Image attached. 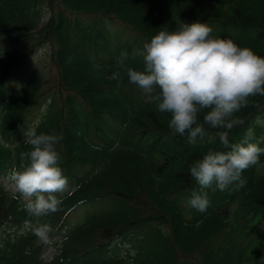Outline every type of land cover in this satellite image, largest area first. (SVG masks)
Here are the masks:
<instances>
[{
  "label": "trees",
  "instance_id": "obj_1",
  "mask_svg": "<svg viewBox=\"0 0 264 264\" xmlns=\"http://www.w3.org/2000/svg\"><path fill=\"white\" fill-rule=\"evenodd\" d=\"M44 6L49 7L52 13L44 24L38 25ZM68 12L88 15L91 21L116 18L126 24L139 41L142 39L140 42L142 47L143 42L150 41L159 28L167 26L169 30H174L177 18L186 23L190 19H198L248 27L258 33L259 39L236 43L241 47H250L257 55L264 56V0H0V38L20 39L24 41L26 48L29 46L27 51L47 42L51 50L50 62L56 69L59 79L64 85L81 88L88 100L89 109L81 108L65 115L53 111L40 126V133L56 134L61 137L56 149L69 166L93 155L99 156L103 162L106 161V165L113 160L110 167L98 174L94 172L83 181L82 189H86V194L92 196L98 190L110 191L124 200L132 201L134 190L138 186L145 184L153 187L152 177L158 178L157 174L165 170H168V178L164 181V186L181 188L189 181L190 166L195 160L202 158L203 151H193L180 166L170 167L172 153L166 148L158 147L161 149L150 158L151 162L145 163L139 148L128 146L130 148L128 149L121 146L116 151L109 152L112 155L107 158L109 153H95L82 141L85 126L95 113L107 112L114 114L115 117L128 119L126 131L134 132V135L143 134V137L151 136L150 132L158 136L161 131L170 130L168 126L170 114L159 112L149 99L141 100L142 96L140 98L138 92L132 93L135 87L129 82L125 69H143V60L140 61L138 54L135 55L136 47L133 49L135 44L123 45L115 37L105 38L106 32L102 26L95 23L85 24L77 18L71 19ZM22 49L21 46L19 53L23 51ZM16 57L17 54L0 56V71ZM121 61L125 68H118ZM117 71L120 72L121 78L112 79L113 73ZM32 88L33 84L25 94L28 92L32 96ZM19 100L16 99L11 108L8 106L10 111L7 119L10 118V113H19L20 108H15ZM262 103L264 96L251 97L248 105L236 113L235 118L242 120ZM202 118L203 114L200 116L201 120ZM255 124L257 127H254V131L264 133V126ZM216 130L222 129H210L206 126V131ZM179 144H182L180 139ZM156 147L157 143L154 144L150 138L147 141L146 152H155ZM27 152L25 149L11 150L8 146L0 144V168L7 166L8 162L9 166L12 163L20 168V165L27 162L25 155ZM243 177L246 183H249L248 193L243 205L229 220H226L228 214L221 215L224 210V198L219 201L217 200L219 196H214L212 201L217 200L213 206H219L220 214L213 207L211 213L198 224L186 223L170 207L154 200L150 201L147 224L151 223V219L169 223L176 242L166 240L162 235L157 236L158 238L147 249L143 264H177L174 253L178 245L200 247L215 231L222 232L228 224L233 232L229 233L231 236L226 242L227 245L211 246L209 249L208 245L204 246L206 252L203 264H242L246 259L241 256L242 253H245L251 262L261 258L264 261V237L261 242L260 239L257 240L258 238L247 240L246 232L247 226L252 223L251 215L260 211L264 205V166L249 168L243 173ZM0 204H3L7 211L13 212L16 221L25 215L23 210L18 212L15 202L9 203L6 197L0 200ZM131 210V206L126 208L123 206L118 211L121 215L105 227H100L99 224L82 229L80 227L61 255L64 262L74 257V247L89 245L96 230H99L104 238L108 232L128 226L130 223L127 219ZM35 254L23 256L19 253L17 256L15 248H12L7 252L8 256L0 258V264H38Z\"/></svg>",
  "mask_w": 264,
  "mask_h": 264
},
{
  "label": "clouds",
  "instance_id": "obj_2",
  "mask_svg": "<svg viewBox=\"0 0 264 264\" xmlns=\"http://www.w3.org/2000/svg\"><path fill=\"white\" fill-rule=\"evenodd\" d=\"M174 30L159 28L138 53L143 69L126 68L129 82L149 97L161 113L170 114L168 123L173 133H187L189 143L197 138L214 144L217 136L207 128L223 129L218 139L225 150L210 148L190 166V174L199 186L191 192L189 205L204 212L210 198L203 189L244 187L243 173L260 163L264 147L248 129L244 140L230 144L228 132L241 123L235 114L248 105L251 97L264 96V56L250 47H241L231 38L213 34V29L199 21L186 23L177 18ZM118 68H125L119 62ZM112 79H120L114 72ZM203 114L202 120L200 119ZM264 126V119L257 118ZM30 151L27 163L13 169L10 180L27 201L28 213L35 217V235L44 244H51V226L42 217L59 210L60 196L69 188L68 178L60 167L56 145L61 137L38 133L35 128L25 133ZM255 141V142H253Z\"/></svg>",
  "mask_w": 264,
  "mask_h": 264
},
{
  "label": "rangeland",
  "instance_id": "obj_3",
  "mask_svg": "<svg viewBox=\"0 0 264 264\" xmlns=\"http://www.w3.org/2000/svg\"><path fill=\"white\" fill-rule=\"evenodd\" d=\"M52 253H53V249H52V247H46V248H44L43 251H42V256H43V258H44L45 260H47V259L51 258Z\"/></svg>",
  "mask_w": 264,
  "mask_h": 264
}]
</instances>
